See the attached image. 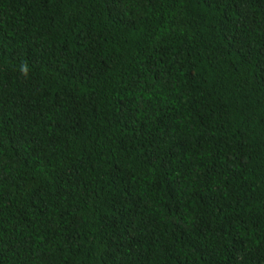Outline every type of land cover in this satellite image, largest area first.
Returning a JSON list of instances; mask_svg holds the SVG:
<instances>
[{
  "label": "trees",
  "instance_id": "trees-1",
  "mask_svg": "<svg viewBox=\"0 0 264 264\" xmlns=\"http://www.w3.org/2000/svg\"><path fill=\"white\" fill-rule=\"evenodd\" d=\"M0 264H264V0H0Z\"/></svg>",
  "mask_w": 264,
  "mask_h": 264
},
{
  "label": "clouds",
  "instance_id": "clouds-1",
  "mask_svg": "<svg viewBox=\"0 0 264 264\" xmlns=\"http://www.w3.org/2000/svg\"><path fill=\"white\" fill-rule=\"evenodd\" d=\"M21 71H22V73H23L24 75H27V72H28V66H27V63H26V62L23 63V64L21 65Z\"/></svg>",
  "mask_w": 264,
  "mask_h": 264
}]
</instances>
